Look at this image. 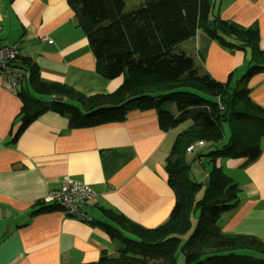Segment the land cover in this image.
I'll return each mask as SVG.
<instances>
[{"label":"crops","instance_id":"1","mask_svg":"<svg viewBox=\"0 0 264 264\" xmlns=\"http://www.w3.org/2000/svg\"><path fill=\"white\" fill-rule=\"evenodd\" d=\"M212 2L223 20L257 30L258 48L264 51V0ZM0 43L19 45L21 56L43 81L85 96L114 93L124 81L123 76L108 79L98 71L68 0H0ZM178 47L215 80L225 83L232 75L234 89L253 60L251 48L224 47L204 32ZM30 76L31 71H24L17 94L3 88L0 76V264H95L103 253L115 254L122 239L107 233L106 225L119 227L104 210L147 229L163 225L176 201L165 162L192 122L164 130L151 109L131 111L121 122L73 128L66 117L47 112L12 142L23 109L19 94L30 88ZM246 85L250 99L264 108V72ZM227 135L223 141L229 140ZM220 167L241 188L239 205L219 220L222 231L264 241V138L253 163L221 159ZM65 176L92 188L94 196L83 207L92 222L68 216L57 205L40 204Z\"/></svg>","mask_w":264,"mask_h":264},{"label":"trees","instance_id":"2","mask_svg":"<svg viewBox=\"0 0 264 264\" xmlns=\"http://www.w3.org/2000/svg\"><path fill=\"white\" fill-rule=\"evenodd\" d=\"M68 2L89 40L98 71L108 79L123 76L124 81L114 93L85 96L66 85L43 81L36 67L20 55L17 66L31 71L30 88L19 94L23 109L12 142L47 112L66 117L73 128L121 122L131 111L151 109L164 130L192 122L177 137L165 162L176 200L169 219L147 229L104 210L119 227L106 225L107 233L122 239V244L115 254L103 253L95 264H177L176 253L181 238L193 227V216L198 217L197 228L182 246L186 264H264L263 240L227 234L219 225L222 216L239 205L241 188L216 164L218 159L237 158L251 164L261 154L264 108L250 99L246 85L264 72L258 31L223 20L215 14L212 0H143L130 12L127 0ZM198 32L227 48L252 49L253 60L239 88L232 87V75L219 82L197 66L193 55L179 49L180 43ZM225 126L228 144L209 153L210 184L198 199L201 184L191 179L187 149L200 141L206 146L223 142ZM52 207L57 206H48Z\"/></svg>","mask_w":264,"mask_h":264},{"label":"built area","instance_id":"3","mask_svg":"<svg viewBox=\"0 0 264 264\" xmlns=\"http://www.w3.org/2000/svg\"><path fill=\"white\" fill-rule=\"evenodd\" d=\"M46 42L45 37L41 38ZM21 55L19 45H3L0 43V76L3 79V88L13 94H17L24 80V70L17 66V61ZM206 143L200 141L187 149L188 153H193L197 148L205 147ZM94 196L90 186L83 184L70 176L62 179L59 188L50 190L45 196V203L57 205L62 208L68 216L83 222H92L83 207Z\"/></svg>","mask_w":264,"mask_h":264},{"label":"rangeland","instance_id":"4","mask_svg":"<svg viewBox=\"0 0 264 264\" xmlns=\"http://www.w3.org/2000/svg\"><path fill=\"white\" fill-rule=\"evenodd\" d=\"M143 0H127V5H126V11L130 12L138 8V6L141 4ZM224 133L229 136L228 132V127H224ZM227 141V140H226ZM223 141L220 142L216 145L212 146H206L207 148L200 152V148L196 150L193 154H188L187 155V164L190 165V175L191 179L196 182L201 184V190L198 193V199H202L204 197L203 193L207 191L208 185L210 184L209 177H206L205 174H208L212 170V156L209 155V153L213 151H219L223 150V148L228 144V141ZM226 142V143H225ZM201 154L202 157H198V155ZM216 164L220 167L221 166V159H218ZM195 216L192 218V225L193 227L187 232L182 238H181V243L179 244L176 256L178 258L177 264H186L185 263V257L182 252V246L190 239L192 234L197 228L198 225V220H195Z\"/></svg>","mask_w":264,"mask_h":264}]
</instances>
